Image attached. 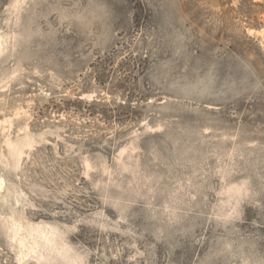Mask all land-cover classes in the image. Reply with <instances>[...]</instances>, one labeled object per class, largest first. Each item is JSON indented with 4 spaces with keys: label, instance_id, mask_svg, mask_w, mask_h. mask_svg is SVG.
<instances>
[{
    "label": "rangeland",
    "instance_id": "obj_1",
    "mask_svg": "<svg viewBox=\"0 0 264 264\" xmlns=\"http://www.w3.org/2000/svg\"><path fill=\"white\" fill-rule=\"evenodd\" d=\"M0 264H264V0H0Z\"/></svg>",
    "mask_w": 264,
    "mask_h": 264
},
{
    "label": "bare ground",
    "instance_id": "obj_2",
    "mask_svg": "<svg viewBox=\"0 0 264 264\" xmlns=\"http://www.w3.org/2000/svg\"><path fill=\"white\" fill-rule=\"evenodd\" d=\"M2 186V184H0Z\"/></svg>",
    "mask_w": 264,
    "mask_h": 264
}]
</instances>
